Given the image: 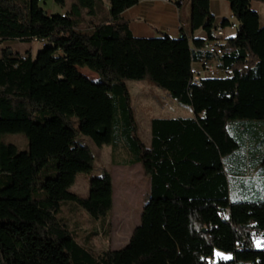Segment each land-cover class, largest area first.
Returning a JSON list of instances; mask_svg holds the SVG:
<instances>
[{
    "label": "trees",
    "instance_id": "trees-1",
    "mask_svg": "<svg viewBox=\"0 0 264 264\" xmlns=\"http://www.w3.org/2000/svg\"><path fill=\"white\" fill-rule=\"evenodd\" d=\"M138 1L108 0L107 18L81 29L74 11L92 14L96 0H79L65 13H49L44 0H0V43L41 47L35 55L0 54V264H264V247L256 246L258 238L264 245V173L248 181L237 172L235 163L244 161L228 131L229 123L238 130L264 124V26L253 0H229L235 34L221 39L217 58L227 78L204 77L198 84L193 63L210 57L199 49L230 20L216 23L208 0H189L186 32L137 38L122 12ZM54 2L63 6L65 0ZM200 29L205 40L194 38ZM83 67L97 81L82 75ZM144 78L193 112L152 118L149 143L139 136L125 83ZM6 133L24 134L28 149L4 142ZM80 136L98 147L122 148L125 164H140L149 178L140 222L119 249L94 253L60 218L72 203L105 222L113 206L107 172L90 179L86 197L69 191L75 176L94 164ZM50 159L55 176L40 179ZM230 176L238 195L251 200L231 198ZM34 208L43 224L33 220Z\"/></svg>",
    "mask_w": 264,
    "mask_h": 264
},
{
    "label": "rangeland",
    "instance_id": "rangeland-1",
    "mask_svg": "<svg viewBox=\"0 0 264 264\" xmlns=\"http://www.w3.org/2000/svg\"><path fill=\"white\" fill-rule=\"evenodd\" d=\"M72 5L74 7L79 6V0H65L63 6L56 4L54 0H44V4H42L45 9H50L49 13L51 10H62L65 13L67 10H71ZM107 5L108 0H96V18L94 19L96 22L107 18ZM74 12V17L79 19V28L89 29L92 26L93 20L90 18V14L86 13V10H76ZM27 46L5 40L0 43V54L3 49H10L11 51L13 49L24 50ZM28 47L30 52L32 49L35 53L41 48L35 42ZM80 72L91 81H97L98 79V75L86 67L81 68ZM125 83L131 95V105L138 123V133L144 143H149L150 140V121L152 118L187 117L191 114V109L188 106L170 97L165 90L153 85L148 78L126 80ZM42 113L38 108L35 111L36 116H41ZM71 124L74 128L78 127L76 117L71 118ZM253 128L241 127L238 130L230 123L228 124L229 133L239 141L236 157L244 161V164L239 166L235 163V169H238L237 172L243 173L248 181H254L264 173V124L254 125ZM260 139H263L261 143ZM2 140L15 145L18 151L28 149V139L22 133L3 134ZM80 141L90 148L94 156V164L89 173H79L75 176L74 183L69 191L86 197L90 179L107 172L112 177L113 206L107 214L105 222L93 220L83 209L72 203H68L61 209L60 218L66 223L77 242L90 248L94 253L99 254L105 250L119 249L128 242L133 229L140 222L141 211L149 192V178L144 174L140 164H125L128 155L122 148L116 149V146L112 144L98 147L88 137L84 136H80ZM119 147L121 146L119 145ZM256 154L260 155L257 161L255 160ZM248 156L252 158L250 162ZM229 161L228 158H225L226 166H228ZM55 173V160L50 159L40 171L39 178L53 177ZM232 178L231 176L229 178L231 198L251 200L246 196L238 195L237 187L231 181ZM37 187V182L32 185L33 189ZM35 193L41 194V190L38 188ZM33 206L36 207L35 202H33ZM33 220L43 224L36 208L33 211ZM261 241L260 238L256 240L258 248L264 247V245H261ZM216 253L218 256L230 257L229 254L220 251H216Z\"/></svg>",
    "mask_w": 264,
    "mask_h": 264
},
{
    "label": "crops",
    "instance_id": "crops-1",
    "mask_svg": "<svg viewBox=\"0 0 264 264\" xmlns=\"http://www.w3.org/2000/svg\"><path fill=\"white\" fill-rule=\"evenodd\" d=\"M208 1L209 11L216 23H220L224 18L230 20L231 9L229 0ZM250 5L259 14L260 26H264V2L253 0L250 2ZM89 16L93 20L92 26L98 23L94 20L96 12H93ZM122 17L128 21L131 33L137 38H154L161 35V33H165L171 37H179L188 28L190 17L189 0H139L135 5L125 9L122 12ZM223 32L224 38L232 37L235 34V31L229 26H226ZM194 38L205 40L206 34L200 29L195 32ZM18 43L28 46L33 44V42ZM28 46L24 50L13 49L12 51L22 53L23 51H28ZM31 52L33 55L36 54L32 49ZM199 66L200 62L193 63L194 69H199ZM192 116L193 112L191 110V114L187 117ZM244 189L248 191L249 188L245 186ZM250 189L253 190V188Z\"/></svg>",
    "mask_w": 264,
    "mask_h": 264
},
{
    "label": "built area",
    "instance_id": "built-area-1",
    "mask_svg": "<svg viewBox=\"0 0 264 264\" xmlns=\"http://www.w3.org/2000/svg\"><path fill=\"white\" fill-rule=\"evenodd\" d=\"M227 26H233V31L236 29V22L233 16L232 23H229ZM224 29L225 27L219 25L214 30V36L216 38L212 40H205L203 45L200 47L199 51L202 55H210V57L200 63L199 69L193 68V81L195 83L198 84L204 77L224 76L227 78V74L221 72L217 66V58L221 54L220 44L222 43L221 39L223 38Z\"/></svg>",
    "mask_w": 264,
    "mask_h": 264
},
{
    "label": "bare ground",
    "instance_id": "bare-ground-1",
    "mask_svg": "<svg viewBox=\"0 0 264 264\" xmlns=\"http://www.w3.org/2000/svg\"><path fill=\"white\" fill-rule=\"evenodd\" d=\"M230 23H232V16H231V18H230ZM231 29H233V26H229ZM223 34H224V32H223ZM130 211V210H129Z\"/></svg>",
    "mask_w": 264,
    "mask_h": 264
},
{
    "label": "water",
    "instance_id": "water-1",
    "mask_svg": "<svg viewBox=\"0 0 264 264\" xmlns=\"http://www.w3.org/2000/svg\"><path fill=\"white\" fill-rule=\"evenodd\" d=\"M10 52V51H9Z\"/></svg>",
    "mask_w": 264,
    "mask_h": 264
}]
</instances>
